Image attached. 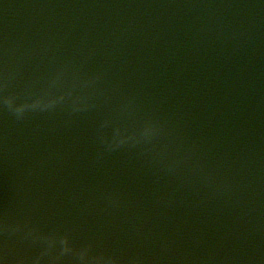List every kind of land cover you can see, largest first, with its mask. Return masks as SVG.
<instances>
[{"label": "water", "instance_id": "95a60500", "mask_svg": "<svg viewBox=\"0 0 264 264\" xmlns=\"http://www.w3.org/2000/svg\"><path fill=\"white\" fill-rule=\"evenodd\" d=\"M160 152L172 171L182 161L184 213L206 201L214 222L148 230L141 250L153 263L264 264V0H0V181L18 180L17 154L46 197L22 210L15 186L17 199L0 206V224L12 226L0 250L18 232L13 219L26 228L44 217L39 236L50 235L49 216L32 210L68 221L113 200L122 208ZM163 184L176 187L174 173ZM80 217L73 233L92 245L82 230L91 219ZM206 230L222 245L212 257L201 247L158 256Z\"/></svg>", "mask_w": 264, "mask_h": 264}]
</instances>
